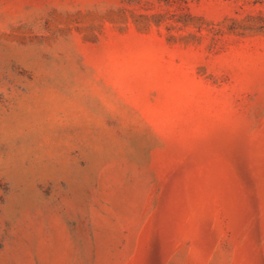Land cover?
<instances>
[{
  "label": "rangeland",
  "instance_id": "374dc122",
  "mask_svg": "<svg viewBox=\"0 0 264 264\" xmlns=\"http://www.w3.org/2000/svg\"><path fill=\"white\" fill-rule=\"evenodd\" d=\"M0 264H264V0H0Z\"/></svg>",
  "mask_w": 264,
  "mask_h": 264
}]
</instances>
